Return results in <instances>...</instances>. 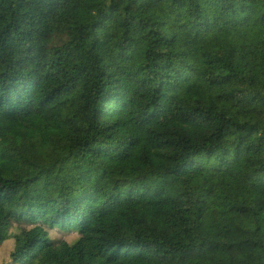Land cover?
Instances as JSON below:
<instances>
[{"label": "trees", "instance_id": "obj_1", "mask_svg": "<svg viewBox=\"0 0 264 264\" xmlns=\"http://www.w3.org/2000/svg\"><path fill=\"white\" fill-rule=\"evenodd\" d=\"M0 264H264V0H0Z\"/></svg>", "mask_w": 264, "mask_h": 264}]
</instances>
